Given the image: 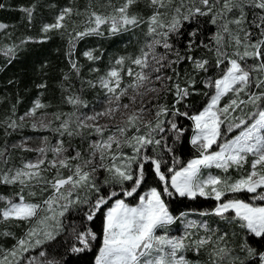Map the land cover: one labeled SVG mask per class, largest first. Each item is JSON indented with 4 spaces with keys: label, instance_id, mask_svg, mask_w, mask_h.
<instances>
[{
    "label": "snow or ice",
    "instance_id": "obj_1",
    "mask_svg": "<svg viewBox=\"0 0 264 264\" xmlns=\"http://www.w3.org/2000/svg\"><path fill=\"white\" fill-rule=\"evenodd\" d=\"M134 3L136 0H125L111 15L91 11L88 26L74 35L69 34L71 48L74 41L85 36L102 35L101 28L105 25L111 34H116L146 24L147 39L140 54L127 58L138 68L135 72L131 66L126 69L131 83L121 87L126 58L120 57L115 61L119 67L109 69L98 81L105 90L104 99L99 101L101 110L93 109L91 114L80 112V108L89 107L88 102L79 96H69L67 102L77 111L62 120L61 114H57L55 119L61 121L58 127L52 128L43 116L31 124L33 130L56 133L59 138L55 143L45 136L37 138L41 146L36 148L27 146L31 137L11 145L35 152L37 156L35 160L24 161L21 167L0 172V183L20 186L14 198L0 195V201H4L0 222L30 225L11 249L0 250V264H61L60 260L47 258L49 250L45 246L62 235L66 216L77 210L88 222L99 214L102 228L98 234L91 227L83 230L73 227L75 243L68 251L85 253L99 240L98 252L93 253L94 264H191L181 253L189 248L199 252L213 244V237L216 244L208 253V264H225V261L227 264H264V0H179L178 4L175 0H149L154 11L146 20L129 13ZM22 11L31 20L33 9ZM72 14V8H64L55 22L44 24L41 31L47 34L64 29L66 17ZM201 18H206L203 23ZM203 24L216 26L210 43L200 39L204 36ZM5 27L0 23V29ZM47 38L45 35L44 39ZM173 39L176 43L185 40L186 53L204 48L212 54L214 63L207 58L181 55ZM158 48L164 51L158 52ZM4 54L14 55L15 46L5 49ZM83 55L90 61L99 59L92 51H85ZM184 60L190 61L197 72L208 73L214 68L218 73L203 81L211 91L203 94L208 97L207 102L194 114L181 111L176 105L195 92L196 80L189 78L184 87L178 82L169 87L172 76L164 74L165 69L175 73L172 66ZM249 60L254 63L249 64ZM70 63L79 72L77 64ZM157 83L160 87H156ZM163 89L174 90L171 108L166 104L154 106L152 101L144 103L148 92L158 96ZM225 97L229 98L228 102L221 105ZM125 98L128 103L122 102ZM45 107L37 99L20 121L35 118L37 111ZM146 114H154V119L146 120ZM118 116L120 119L115 124L99 123L101 118L116 120ZM162 116H171V119L163 120ZM177 117L192 121L194 134L190 143L199 153L179 169L174 167L179 162L175 158L172 167L166 166L163 154H171L173 148L161 135L171 132L174 134L171 138L180 140L185 129ZM20 127L23 124L15 120L7 123V128L12 130ZM236 130L238 134L226 138ZM65 136L80 137L87 141V148L81 150L71 143L66 146ZM213 145L219 150H213ZM6 153L7 148L0 149V161L5 163ZM249 157V171L237 179L202 175L205 168L215 167L225 173L233 166L243 168ZM99 172L107 173L102 182L97 176ZM156 182L158 186L148 187ZM35 187L40 190L38 200L30 199L37 197V192L31 190ZM144 187L148 191L140 194ZM81 192L86 195L81 196ZM228 194H246V198L236 195L226 198ZM174 196L214 198L218 202L216 206L199 214L219 217L242 230L245 235L237 247L243 257L233 256L234 249L223 243L229 235L227 231L217 235L219 229L210 228L206 221L188 220L187 212L174 216L165 202V197ZM127 198L138 202L130 204ZM178 220L184 224L185 231L179 236L170 235L167 228ZM197 227L209 235L191 239L190 229ZM158 230L164 231L157 234ZM3 235L13 234L4 232Z\"/></svg>",
    "mask_w": 264,
    "mask_h": 264
},
{
    "label": "trees",
    "instance_id": "obj_2",
    "mask_svg": "<svg viewBox=\"0 0 264 264\" xmlns=\"http://www.w3.org/2000/svg\"><path fill=\"white\" fill-rule=\"evenodd\" d=\"M124 2L125 0H0V5H3L0 7V21L6 25L4 29L0 30V149L7 148V163L0 161V172L18 168L23 161L35 155V152L11 147L20 138L47 136L51 142L55 140L57 134L53 131L33 130L30 122L20 121L19 119L33 107L37 99L46 105L45 108L39 109L37 113L47 116L51 122V127L56 128L61 122L55 119L57 114H61L62 120L67 118V114L77 111L73 105L67 102L69 96H79L88 102L89 107L80 108V112L96 107L100 99L104 97V90L98 83L99 79L105 76L110 68L117 66L115 61L118 58L125 57L124 65L128 67L131 61L127 58H135L140 54V49L147 39V25L144 23L136 27H129L127 30L116 34H111L108 31V26L105 25L101 28L102 35L85 36L83 39L74 41V47L70 48L69 45V34L74 35L75 31H83L88 26L87 24L84 25V19H87L91 11L111 15L114 13L115 8L122 6ZM175 2L178 4L179 0H175ZM69 7L73 9V14L66 17L64 21L66 27L64 29L52 30L47 34L41 31L44 24L54 23L61 10ZM24 8L33 9L31 20H29L27 13L22 11ZM153 11L154 9L149 6V0H136V3L129 8L130 14L137 15L142 20H146L151 16ZM205 19L201 18L202 23ZM202 30L204 36L200 39L210 43V38L216 31V26L203 24ZM45 35L48 37L47 39H44ZM172 42L180 50L181 55L188 54L197 58H207L214 63L212 54L204 48L186 53L184 39H181L179 43H176L175 39ZM13 46H15V54L12 56L5 55L4 50ZM160 50L164 51L162 48ZM227 50L232 51L231 48ZM85 51H92L99 59L88 60L83 55ZM169 58L175 59L174 56ZM70 61L77 64L79 72L72 68ZM125 66L123 67L124 70ZM172 67L175 69V73H179V76L171 69L164 70L165 75L172 76V80L168 82L169 87L176 82L184 87L189 78L196 80L195 92L181 104L176 105L181 111H189L190 114H194L197 110L202 109L207 102L208 97L203 94L211 91V89L205 87L203 81L209 75H217V70L212 68L208 73L197 72L194 70L192 63L187 60L174 64ZM93 69L98 71H93ZM122 76L125 77V71H122ZM89 82L96 86L92 87ZM40 85L44 87H40ZM227 98L225 97L221 104ZM151 101L154 106L166 104L171 108L175 101L174 90L163 89ZM185 105L190 107L186 108ZM161 119H163V116ZM166 119H171V116L164 117L163 120ZM12 120H15L18 124L22 123L23 127L16 130L7 128V123ZM177 122L185 129L179 141L171 138L174 136L171 132L163 134L167 144L173 148L171 154L164 152L163 158L167 161V167L173 166V158L178 160L179 162L174 165L176 169L184 166L190 158L199 155L196 148L191 145L188 136L192 129V121L185 117H177ZM238 131H234L226 138L235 135ZM85 135H87V130H85ZM63 139L66 146L71 143L81 150L87 148V141L81 140L80 137L69 138L65 136ZM220 142H223V140ZM213 147L216 148L217 146L213 145ZM124 151L129 152L130 150L125 149ZM49 158H51V154H49ZM102 175L105 178L107 173H97L98 178ZM152 186H158V182L150 183L148 187ZM19 187V185L0 183V195L14 198L15 193L19 191ZM148 187L142 188L140 194L148 190ZM104 190H107V188ZM38 192L37 197H30V199H40V191ZM46 195L47 193H45ZM84 195L86 193L81 192V196ZM233 195L246 198V194H228L227 196L233 198ZM136 201L134 198H127L126 200L130 204ZM165 202L169 205V210L174 216H178L181 212L200 215L199 213L210 211L218 203L211 197L191 199L178 196L165 197ZM3 205L4 201H0V207H3ZM199 219V221L207 220L210 228L219 229L217 235L227 231L229 235L223 243H226L228 248L234 249L233 256L240 255L243 257L237 247L245 235L242 230L216 216L200 215ZM64 223L66 228L62 235L57 237L56 241L45 246V249L49 250L47 258L60 260L61 264H94L93 253L98 252L99 240L94 242L92 250L85 253L72 254L68 249L75 243L71 231L73 227L78 230L91 227L93 231L100 233L102 223L99 214L94 221L88 222L82 219V213L77 210L66 216ZM177 223L178 221L174 225H178ZM29 227L30 225L24 222H0V250L7 251L11 249L17 240L24 236ZM4 232H11L13 235L5 236L3 235ZM233 232L236 235H233ZM214 242L216 240L213 238ZM209 246L206 245L199 252H196L194 248H189L184 253L191 264H208L209 251L207 249H209ZM53 249L55 251H52ZM32 254L35 255L36 253ZM225 264H227V261H225Z\"/></svg>",
    "mask_w": 264,
    "mask_h": 264
},
{
    "label": "rangeland",
    "instance_id": "obj_3",
    "mask_svg": "<svg viewBox=\"0 0 264 264\" xmlns=\"http://www.w3.org/2000/svg\"><path fill=\"white\" fill-rule=\"evenodd\" d=\"M250 18H251V17H250ZM84 20H85L84 25H86V24H87V23H86V22H87V19H84ZM0 23H2V22L0 21ZM2 24H3V23H2ZM232 27H234V26H232ZM84 29H85V28H84ZM84 29H83V30H84ZM0 30H1V29H0ZM0 40H1V38H0ZM160 49H161V48H160ZM160 49L158 48L157 51H158V52H162ZM248 63L251 64V63H254V61H250V60H249ZM124 66H125V65H123V67H124ZM130 66L133 68V71H134V72H135V71H138V68H137L135 65H131V64H129L128 67H130ZM113 67H119V66H113ZM113 67H112V68H113ZM128 67L125 66V70H124L125 73H126V69H127ZM110 69H111V68H110ZM108 71H109V70H108ZM108 71H107V72H108ZM121 76H122V72H121ZM131 81H132V78L129 77V76H127V75L125 74V77L122 76L121 87L126 86L127 84L131 83ZM156 87H159V83L156 84ZM103 90H104V89H103ZM253 90L255 91L256 89H253ZM104 92H105V90H104ZM103 96H104V95H103ZM155 96H156V93H155V92H148L147 95L144 97V103L147 104L149 101H151V99L155 98ZM103 99H104V97H102L100 100H103ZM228 99H229V98H227V99L223 102V104L227 103V102H228ZM122 102H123V103H128L127 98H125ZM223 104H221V105H223ZM93 109L99 111V110H101V105L98 103V105H97L96 107H93V108H90V109L84 110L83 112H86V113L91 114V112H92ZM41 116L44 117L46 123L50 122V120H49V118H48L47 116H45V115H41V114H38V113L36 114V117H35V118H26L24 121H28V122H30V123L32 124L34 119H39V118H41ZM145 118H146V120H153V119H154V114H151V115H150V114H146ZM119 119H120L119 116L117 117L116 120H110V119L104 117V118H101V119H100L99 123H100V124H115V123L118 122ZM163 119H164V117H163ZM166 120H168V119H166ZM59 124H60V123H59ZM58 126H59V125H58ZM130 134H131V133H130ZM163 134H164V133H163ZM163 134H161V135H163ZM165 134H166V132H165ZM193 134H194V130H193V125H192V129H191L190 135H188V136H189V140L191 139V136H192ZM236 134H238V133H236ZM164 136H165V135H164ZM233 136H234V135H233ZM28 137H31V138H32L31 140H28V141H27V146H28V147H30V148H36V147L41 146V145H40V141H39L37 138H41V139H42L43 136H33V137H32V136H26V137H22V138H20L18 141H16L14 144H19L21 141L25 140V138H28ZM58 138H59V137L56 136L55 140L52 141V143H55L56 140H57ZM157 138H159V137H157ZM229 138H232V136L229 137ZM92 139H94V138H92ZM216 146H217V145H216ZM213 150H219V149H218V147H216V148L213 147ZM70 151H71V149H70ZM36 156H37V154L35 153V155H34L33 157H31L30 159H28V160H35V159H36ZM193 158H195V157H192V158H190L189 160H191V159H193ZM28 160H25V161H28ZM189 160H187V162H188ZM23 162H24V161H23ZM23 162H22V163H23ZM187 162H186V164H187ZM250 163H251V157H249V161H248V163L245 164V165L243 166V168H236L235 166H233V167L229 168L228 171H227L226 173H225L223 170L218 169V168H215V167H212V168H205V169H202V175L206 177L207 175L211 174V175H214V176H220V177H222V178L227 177V178H231V179H237V178H239L241 175H244V174H246V173L249 171V169H250ZM186 164H185L184 166H186ZM21 166H22V164L20 165V167H21ZM178 169H179V168H178ZM103 176H104V175H102V176L99 177V180H100L101 182H102L103 179H104ZM31 190H32V191H36V192H37V195L39 194L38 191H40L38 187L32 188ZM146 191H148V190H146ZM146 191H144V192H146ZM144 192H143V193H144ZM143 193H142V194H143ZM226 198H231V197L227 196ZM136 202H138V201H136ZM187 213H188V212H187ZM199 216H200V215H198V214H192V213H189L188 216H187V219H188V220L197 221V222L199 223V222H201V221H199V220H200V219H199ZM202 221H206V222H207V220H205V219H203ZM177 224H178V225H176V226H175L174 224H172V225H170V226L167 228V231L169 232L170 235L179 236V235H182L183 232L185 231V229H184V224H183L181 221L178 220V223H177ZM162 231H164V230H158V233H157V234H161ZM190 231H191V233H192V237H191V239H193V240L198 239V238L203 237V236H206V235H209V233L205 232L204 229L199 228V227H197V228H193V229H190ZM213 238L216 240V237H213ZM240 242H241V241H240ZM215 244H216V242H214L212 245H210V246H209V249H207V250L210 251L211 248L215 246ZM184 252H185V250H184L181 254H183V255L185 256V258L187 259V257H186V255H185ZM187 260H188V259H187Z\"/></svg>",
    "mask_w": 264,
    "mask_h": 264
}]
</instances>
